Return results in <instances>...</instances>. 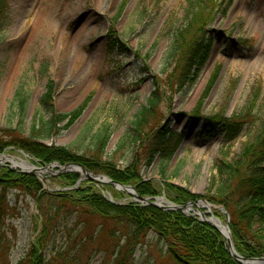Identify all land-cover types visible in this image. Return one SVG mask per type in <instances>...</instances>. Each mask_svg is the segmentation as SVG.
Returning a JSON list of instances; mask_svg holds the SVG:
<instances>
[{"label":"rangeland","instance_id":"rangeland-1","mask_svg":"<svg viewBox=\"0 0 264 264\" xmlns=\"http://www.w3.org/2000/svg\"><path fill=\"white\" fill-rule=\"evenodd\" d=\"M186 1L5 0L6 10L0 23V128L15 126L18 115L11 102L15 91L20 90L28 96L23 116V129L27 133L38 111L39 97L47 80H51L56 112L84 106L65 130L44 140V144L70 145L77 154L88 156L80 134L108 125L112 133L103 159L112 160L121 169L136 163L140 181L159 191L144 196L164 195L173 202L162 189L167 181L226 210L223 204L207 198L214 195L215 186L211 182L216 160L236 159L244 143L253 140L260 124L258 116L264 109V0H215L219 12L203 27L210 38L208 56L193 84L176 89L168 70H163V59L171 41L167 27L181 22ZM110 32L117 40L111 49ZM201 34L202 31L192 32L190 37ZM155 90L159 101L148 114L143 129L146 133L151 129H166L174 141L178 140L163 172L158 156L148 166L139 163L142 158L138 145L116 150L120 138L132 128L136 113ZM254 91L260 95L252 107L258 116L249 119L234 141L226 140L222 126L204 123L203 118L215 113L230 117ZM24 152L6 149L3 153L27 156L34 166H44ZM59 176L58 169L52 167L38 177L44 189L55 192L65 186ZM80 178V184L90 181L84 175ZM91 184L104 196L109 193L117 203L126 204L133 199L129 193L114 187ZM135 191L138 193L136 186ZM16 192L11 190L6 196L10 215L0 231L5 239V244L0 245V260L8 264H18L24 257L43 223L37 200ZM41 203L54 215L55 203L45 200ZM211 213L225 224L224 213L214 208ZM54 218L56 228L61 230L65 220L60 214ZM72 219L74 214L68 222ZM60 230L46 244L47 250L43 251L46 260L52 256V248L56 250L62 244L58 237ZM65 245L62 244L61 250L68 254V264L108 262L102 245L97 243H88L81 256L76 252L77 245L64 248ZM163 245L153 232H148L145 241L135 247V263L145 264L154 248Z\"/></svg>","mask_w":264,"mask_h":264},{"label":"trees","instance_id":"trees-1","mask_svg":"<svg viewBox=\"0 0 264 264\" xmlns=\"http://www.w3.org/2000/svg\"><path fill=\"white\" fill-rule=\"evenodd\" d=\"M214 2L215 0H187L181 22L177 26L167 27L171 33V41L163 59V70H168L167 74L174 79L176 89L193 84L208 56L210 38L208 30L203 27L210 24L219 12L218 4L216 9ZM5 10V0H0V23ZM196 31H202V34L190 37ZM108 37L110 49L114 48L112 46L117 40L113 32ZM52 87L51 80H47L45 90L39 97L38 111L34 114L27 133L23 129V116L28 96L23 95L20 90L15 91L11 103L16 107L18 119L15 126L0 128V153L6 149H21L42 164L53 161L60 164L80 162L93 173L103 172L112 180L135 185L142 195L159 193L149 183L140 181L136 163L121 169L112 160L103 159L112 133L108 125L87 129L80 134L84 148L89 151L88 156L77 154L70 145L44 144V140L65 130L80 115L84 106L82 104L65 113L56 112L52 102ZM158 94L155 90L149 95L146 104L131 122L132 128L120 138L116 150L138 145L142 158H139V163L148 166L158 156L162 163L160 170L163 172L178 140L174 141V136L167 133L166 129H151L148 133L143 129L148 114L159 101ZM258 98L259 93L254 91L241 109L230 117H225L222 112L215 113L203 118L204 123L222 126L226 132V140L232 142L249 119L258 116L252 111ZM258 117L260 124L256 134L252 141L244 143L238 157L233 160L220 157L216 160V172L211 182L215 186L214 195L207 198L225 206L234 245L244 257H257L264 253V109ZM59 178L65 185L64 189L54 192L44 189L35 174L21 173L7 166L0 167V231H3L6 216L10 215L6 196L11 190L35 198L42 215L41 229L18 264H53L56 260L61 261L60 264H68V254L64 253V248L71 244L77 245L76 252L81 256L80 253L85 251L88 243L102 245L108 257L107 264H136L133 259L135 247L145 241L150 231L165 246L160 249L156 246L145 264H242L230 256L221 234L196 217L179 210H164L135 201L126 204L112 203L94 188L91 184L94 182L77 184L79 174L76 172L62 173ZM105 186L112 188L109 184ZM162 189L177 204L193 201L198 196L185 187L167 181L162 184ZM42 200L55 203L54 215L47 211L48 208L41 206ZM59 214L65 220L61 230L56 228L54 220V216ZM73 214L75 219L69 223ZM97 226L100 227L98 231L95 230ZM59 230L61 243H66L64 250H61L62 244L56 250L55 247L52 248L53 254L46 260L43 254L47 250L46 244L55 239ZM1 232L0 245L5 244ZM0 264H8V261L0 260Z\"/></svg>","mask_w":264,"mask_h":264},{"label":"water","instance_id":"water-1","mask_svg":"<svg viewBox=\"0 0 264 264\" xmlns=\"http://www.w3.org/2000/svg\"><path fill=\"white\" fill-rule=\"evenodd\" d=\"M20 152L23 153L22 150H20ZM4 165L8 166L11 169L17 170L21 173L37 174L38 176L42 173V171L50 170V168L52 167H56L60 174L66 173V172H78L80 175H84L87 179L92 180L95 183L110 184L118 191L129 193L133 197L132 200L137 201L140 204L156 206L164 210H179L183 213H188L189 211H193V214L196 215L199 220L207 223L208 225L216 229L222 235L225 241L227 251L234 260L242 264L264 263V256L244 257L237 252V250L234 247L231 232L229 229L227 211L222 206H214L210 202L206 201L205 199L198 198L194 201L186 202L185 204H176V203H173L165 199L164 195L144 196V195L138 194L135 191V186L130 185V184L120 183L118 181L112 180L111 178L103 174H93L84 165H82L79 162H67L64 164H59L58 162L53 161L51 163L45 164L44 166H34L33 164H31L29 168H22L18 164H14L13 162L0 163V166H4ZM107 195H108L107 196L108 200L110 202L115 203L111 195L109 193H107ZM193 207L196 210H193ZM212 208L218 209L219 211L224 213V215L227 217L225 224H222L221 221L217 217L212 215L211 213ZM216 222L218 224H216ZM222 226L225 228V231H226L225 233L221 230L223 228Z\"/></svg>","mask_w":264,"mask_h":264},{"label":"bare ground","instance_id":"bare-ground-1","mask_svg":"<svg viewBox=\"0 0 264 264\" xmlns=\"http://www.w3.org/2000/svg\"><path fill=\"white\" fill-rule=\"evenodd\" d=\"M5 162H13L14 164H18L22 168H29L31 166V163L27 156H24V157L23 156L21 157L18 155L13 156V155L6 154V153L0 154V163H5ZM216 224L218 223L216 222ZM221 230L224 233L226 232L224 227Z\"/></svg>","mask_w":264,"mask_h":264}]
</instances>
